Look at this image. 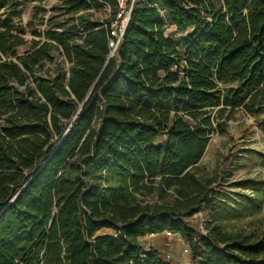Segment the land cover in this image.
<instances>
[{
  "label": "trees",
  "instance_id": "trees-1",
  "mask_svg": "<svg viewBox=\"0 0 264 264\" xmlns=\"http://www.w3.org/2000/svg\"><path fill=\"white\" fill-rule=\"evenodd\" d=\"M23 1L44 10L0 0V264H171L139 241L164 231L192 264H264V237L227 227L264 177L197 170L236 110L264 134V0H126L113 56L118 0H63L42 40L10 19Z\"/></svg>",
  "mask_w": 264,
  "mask_h": 264
},
{
  "label": "rangeland",
  "instance_id": "rangeland-1",
  "mask_svg": "<svg viewBox=\"0 0 264 264\" xmlns=\"http://www.w3.org/2000/svg\"><path fill=\"white\" fill-rule=\"evenodd\" d=\"M62 1L44 0L41 4L44 10L41 12H36L34 8L37 3L23 1L19 6L10 8V19L23 29L24 39L42 40L43 37L34 36V32H42L45 29L44 20L50 14L51 8L59 6ZM123 2L125 3L126 0ZM91 12L93 18L103 21L112 15L113 8L107 4L103 8L91 9ZM23 50L24 48H19L18 52L22 53ZM257 118H261V115L251 116L242 110H236L227 122L224 133L210 135L197 170L200 173H216L222 191L237 190L228 187L230 182L255 177L258 174L264 177V163L261 159V155H264V134L259 127L260 121H256ZM229 198L228 202L235 205V198L231 194ZM236 212L237 216L228 221L229 229L243 228L246 232L258 231L264 237V206L254 211L239 206ZM205 219L206 212L200 211L188 220L193 227L204 231ZM141 242L145 249L158 250L160 255L171 264H192L189 252L185 251L188 245L179 234L166 235L163 232L147 235Z\"/></svg>",
  "mask_w": 264,
  "mask_h": 264
},
{
  "label": "built area",
  "instance_id": "built-area-1",
  "mask_svg": "<svg viewBox=\"0 0 264 264\" xmlns=\"http://www.w3.org/2000/svg\"><path fill=\"white\" fill-rule=\"evenodd\" d=\"M119 2V7L120 11L117 14V18L115 21L110 22L108 25L109 28V34L112 37L109 43V48H110V56L114 55V52L118 46V43L123 35V32L125 30V27L127 25L128 19H129V12H130V7L125 8L123 0H118ZM105 27L106 24H104ZM166 235H178V233L170 232V231H164ZM186 252H189L188 249H185Z\"/></svg>",
  "mask_w": 264,
  "mask_h": 264
},
{
  "label": "crops",
  "instance_id": "crops-1",
  "mask_svg": "<svg viewBox=\"0 0 264 264\" xmlns=\"http://www.w3.org/2000/svg\"><path fill=\"white\" fill-rule=\"evenodd\" d=\"M162 233H163V232H162ZM157 234H161V233H157ZM157 234H156V235H157ZM148 235H153V234H148ZM154 235H155V234H154ZM146 236H147V235H145V236H143V237H141V238L139 239L140 243H142L141 240H142L143 238H146Z\"/></svg>",
  "mask_w": 264,
  "mask_h": 264
}]
</instances>
